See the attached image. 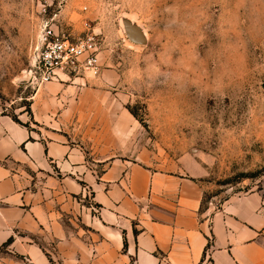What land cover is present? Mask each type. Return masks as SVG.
<instances>
[{
  "label": "rangeland",
  "instance_id": "1",
  "mask_svg": "<svg viewBox=\"0 0 264 264\" xmlns=\"http://www.w3.org/2000/svg\"><path fill=\"white\" fill-rule=\"evenodd\" d=\"M54 13L59 33L95 35L99 67L62 75L75 108L55 129L30 109L45 85L31 78L32 41ZM125 20L144 42L129 39ZM0 110L35 134L194 174L204 204L263 188L264 0H0Z\"/></svg>",
  "mask_w": 264,
  "mask_h": 264
},
{
  "label": "crops",
  "instance_id": "2",
  "mask_svg": "<svg viewBox=\"0 0 264 264\" xmlns=\"http://www.w3.org/2000/svg\"><path fill=\"white\" fill-rule=\"evenodd\" d=\"M72 92L45 82L32 121L66 124ZM81 141L0 110V264H264V187L204 204L194 174Z\"/></svg>",
  "mask_w": 264,
  "mask_h": 264
},
{
  "label": "built area",
  "instance_id": "3",
  "mask_svg": "<svg viewBox=\"0 0 264 264\" xmlns=\"http://www.w3.org/2000/svg\"><path fill=\"white\" fill-rule=\"evenodd\" d=\"M45 18L32 41V81L42 84L65 75L75 77L81 73H98L97 41L92 33L72 39L55 30L52 19Z\"/></svg>",
  "mask_w": 264,
  "mask_h": 264
},
{
  "label": "water",
  "instance_id": "4",
  "mask_svg": "<svg viewBox=\"0 0 264 264\" xmlns=\"http://www.w3.org/2000/svg\"><path fill=\"white\" fill-rule=\"evenodd\" d=\"M124 24H125V29H126L129 39L135 42H139V43H142L145 41V37L141 30H139L137 27L130 24L129 21L127 20L124 21Z\"/></svg>",
  "mask_w": 264,
  "mask_h": 264
},
{
  "label": "trees",
  "instance_id": "5",
  "mask_svg": "<svg viewBox=\"0 0 264 264\" xmlns=\"http://www.w3.org/2000/svg\"><path fill=\"white\" fill-rule=\"evenodd\" d=\"M12 117H13V119H15L16 121H18V122H20V123H23L24 125H27L25 122L20 121L17 117H15V116H13V115H12ZM11 240H12V236H10V237L5 241L4 244H8Z\"/></svg>",
  "mask_w": 264,
  "mask_h": 264
}]
</instances>
